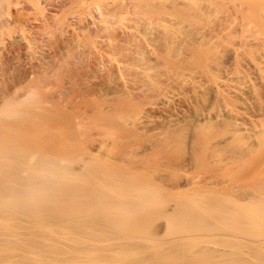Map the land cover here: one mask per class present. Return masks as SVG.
Returning <instances> with one entry per match:
<instances>
[{
  "label": "bare ground",
  "instance_id": "obj_1",
  "mask_svg": "<svg viewBox=\"0 0 264 264\" xmlns=\"http://www.w3.org/2000/svg\"><path fill=\"white\" fill-rule=\"evenodd\" d=\"M263 237L264 0H0V264H264Z\"/></svg>",
  "mask_w": 264,
  "mask_h": 264
},
{
  "label": "rangeland",
  "instance_id": "obj_2",
  "mask_svg": "<svg viewBox=\"0 0 264 264\" xmlns=\"http://www.w3.org/2000/svg\"><path fill=\"white\" fill-rule=\"evenodd\" d=\"M264 238V237H263ZM263 243V241H261Z\"/></svg>",
  "mask_w": 264,
  "mask_h": 264
}]
</instances>
